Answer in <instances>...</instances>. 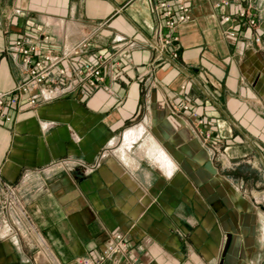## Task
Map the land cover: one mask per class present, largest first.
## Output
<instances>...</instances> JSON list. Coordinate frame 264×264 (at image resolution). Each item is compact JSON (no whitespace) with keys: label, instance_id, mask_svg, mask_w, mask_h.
I'll return each mask as SVG.
<instances>
[{"label":"crops","instance_id":"crops-1","mask_svg":"<svg viewBox=\"0 0 264 264\" xmlns=\"http://www.w3.org/2000/svg\"><path fill=\"white\" fill-rule=\"evenodd\" d=\"M222 1L188 0L160 55L157 0H0L2 91L23 78L7 51L23 35L56 53L88 38L83 59L134 41L106 68L110 89L0 120V264H72L114 231L128 244L120 264L264 261V0Z\"/></svg>","mask_w":264,"mask_h":264},{"label":"built area","instance_id":"built-area-1","mask_svg":"<svg viewBox=\"0 0 264 264\" xmlns=\"http://www.w3.org/2000/svg\"><path fill=\"white\" fill-rule=\"evenodd\" d=\"M222 4H227L223 0ZM155 17L158 21V32L153 48L163 55L170 46L180 40L178 27L181 23L191 19V6L188 0H157L155 5ZM238 18H247L251 27L258 26L257 15L249 13L245 8L237 12ZM232 17L227 15L226 21ZM233 36L235 32L231 33ZM118 41L124 42L121 49L106 47L93 54V59H83L91 52V44L88 38L74 44L61 53L51 49H41L38 42L31 35H23L7 48L17 65L23 72V78L11 90H0V120L11 122L15 113L19 112L26 104L29 107H37L42 103L52 102L68 96L78 98L91 96L96 91L105 88L106 79L110 76L106 68L110 65L117 66L121 62L130 59V49L134 46L133 40L119 37ZM262 37L256 36L260 42ZM172 57L179 56L178 49L171 52ZM117 79V74L111 76ZM177 109L190 112L192 117L198 118V114L191 110L189 103L179 102ZM204 118L198 122L204 123ZM211 132L205 131L207 140L211 139ZM212 144V143H211ZM214 146V142L212 144ZM107 151H103L98 160L92 164L91 170L98 167L107 157ZM10 197L16 199L15 189L7 187ZM107 242L100 254L96 257L83 256L72 264H120V256H126L128 244L125 235L120 231L109 234Z\"/></svg>","mask_w":264,"mask_h":264},{"label":"bare ground","instance_id":"bare-ground-1","mask_svg":"<svg viewBox=\"0 0 264 264\" xmlns=\"http://www.w3.org/2000/svg\"><path fill=\"white\" fill-rule=\"evenodd\" d=\"M131 130V129H130ZM129 132V131H128ZM129 136V135H128ZM132 136V135H131ZM128 139H130V138H128ZM125 140V139H124ZM135 140V139H134Z\"/></svg>","mask_w":264,"mask_h":264},{"label":"rangeland","instance_id":"rangeland-1","mask_svg":"<svg viewBox=\"0 0 264 264\" xmlns=\"http://www.w3.org/2000/svg\"><path fill=\"white\" fill-rule=\"evenodd\" d=\"M263 260H264V259H263ZM261 264H264V261H263Z\"/></svg>","mask_w":264,"mask_h":264}]
</instances>
